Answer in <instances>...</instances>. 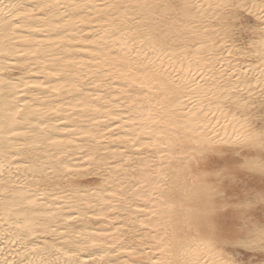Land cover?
Listing matches in <instances>:
<instances>
[{"label": "bare ground", "instance_id": "obj_1", "mask_svg": "<svg viewBox=\"0 0 264 264\" xmlns=\"http://www.w3.org/2000/svg\"><path fill=\"white\" fill-rule=\"evenodd\" d=\"M119 2L135 4L143 0H59L61 4H90L99 5L101 8L104 4ZM150 2L168 3L173 0ZM198 2L207 5L211 0ZM4 3H19L23 5V10H28L38 4H56L57 0H4ZM64 11L65 9L53 8L46 14V19L33 20L30 22L31 26L25 23L15 36H12L11 32L5 33L0 28V52H8L6 57L0 55V261L25 259V264H28V260L54 261L58 255L52 248L55 244L56 248L63 245L78 250L80 264H135L146 260L149 255H161L150 249L156 244V237L167 233V239L172 247L162 254L164 258L179 259L181 264L185 261L187 264H197V261L199 264H211V254L203 251V236L195 212L189 213L188 210L192 209V206L184 203V200L190 199L188 195L199 188L198 177L210 166L200 163L197 166L193 160L191 165L193 171L188 172L181 163L186 157L179 147L173 148L171 155L175 158L172 159L171 168H165V171L175 169L173 182L162 199L155 195L148 198L152 185L146 181L150 180L152 173L157 170L156 162L160 157L153 149H140L138 152L139 145L133 147L132 141L140 135L141 130L131 123H125L128 113L134 111L137 106L134 104L137 95H142L147 89L129 88L128 82L120 72L104 62L107 48H102L101 54L93 57L92 50L97 48L99 37L104 36L102 31H99V35L93 31L94 28L97 30L100 28L95 21L91 23L62 21L67 31L64 27L57 28L56 20L63 16ZM77 11L85 18L95 17L98 13L95 7ZM252 18L255 19L254 16ZM72 19L78 20L75 16ZM257 24L256 21L248 30L250 34L246 38H240L234 47L226 49L213 46L216 37L211 32L210 24L206 36L196 37L205 47L198 54L195 49H191L190 58L193 60L203 58L202 63L211 61L208 66L217 77L224 73L222 77L224 80L235 74L240 76L241 80H250L256 85L257 79L264 71V33L256 26ZM35 26H42L46 31L31 32V27ZM6 35L12 37L11 43H15L16 48L5 46L9 43L5 39ZM37 43L43 45L40 60L31 55L18 54V50L26 53L34 51L33 46ZM127 43L129 47L132 46L130 40ZM112 46V39L109 37L108 47ZM241 47L244 49L243 55L239 51ZM126 51L125 48L119 55L124 56ZM229 51L232 52L231 55ZM132 58H136L135 54ZM163 60L170 78L175 79L181 67L179 57L176 58L177 62L174 65L167 56H164ZM70 61L75 63H69ZM183 63L187 68L188 60ZM193 67L195 68L194 64ZM173 68L176 71H173ZM97 69L101 70L99 76L94 75ZM138 75L141 79L144 78L142 74ZM179 75L182 76L183 73L179 72ZM84 77L89 78L87 83ZM103 80L107 82L101 83ZM76 81L85 84L84 93L77 92L72 87ZM25 82H46L49 87L28 89L25 88ZM235 82L233 79L232 83ZM98 83L100 87L97 91L95 85ZM152 86L154 90L150 95L154 97L152 103L156 104L163 94L155 90L159 88L157 82L153 81ZM53 87L59 90L54 92ZM125 88H129L131 98L122 91ZM259 91V87H256L254 94H258ZM12 92L16 93L15 98L11 95ZM88 92L102 96L98 103L104 107H101L99 112H91L84 105H77V98ZM17 100L20 107L25 108V112L21 113L19 123H13L10 118L6 119L8 114L5 113L4 106ZM181 100L186 107L171 103L168 104V108L177 113L187 112L189 108L199 112L196 98H193V103H189L184 97H181ZM213 111L216 112L215 117L211 114ZM253 111L258 115V110ZM204 112L207 116L200 113L191 122L178 121V124L186 126L170 130L173 140L178 131L189 152L196 147L192 143L194 140L202 137L217 139L218 134L219 138L227 141L233 138L234 130L244 131L231 115L225 117L214 107L209 109L207 101L204 102ZM114 115L124 119L115 120ZM57 116L59 119H56ZM90 116H94L95 123L100 125L99 133L105 134L103 136L97 134L95 140L84 137L78 128L79 125L91 128L93 121L89 119ZM41 122L49 125V129L45 130L42 125L36 126ZM254 123L258 125V120ZM117 124H120L119 129L116 128ZM105 125L107 127H104ZM204 125L208 127L204 128ZM8 126L14 127L20 135L10 136ZM110 131L118 132L120 138L114 139L108 135ZM52 139L64 143L54 146L51 143ZM68 140H72L73 143H67ZM217 147L228 149L232 145L218 144ZM6 150L16 153L17 158L13 160L11 155H5ZM82 153H88L97 159L89 162L87 156ZM191 155L199 157L200 154L192 152ZM100 157L104 158L105 163H99ZM56 160L63 163L57 164ZM68 168L86 174L75 176L69 183V179L65 177ZM93 174L100 177L99 183L86 185L80 181L81 178ZM137 182L144 185L139 190L145 194V198L139 200L131 195L137 189ZM6 188L15 189L16 193H26L28 199L37 197L39 199L36 204L29 205L19 195L3 194ZM121 192L125 199H120ZM33 193L35 195H32ZM138 208L143 211H138ZM190 215L195 220H191ZM70 216L75 219H69ZM25 217L34 225L52 224L57 227V232L52 234L50 229L37 226L30 239L40 245L41 250L37 253L29 252L26 258L20 255L25 252V248L20 243H11V240L15 239V234L21 231L16 228V223L27 222ZM90 236H98L105 241L116 237L124 246L112 249L106 245L94 244L91 239H87ZM45 245L47 251L43 250ZM28 247L30 249L32 245ZM91 257H96V260L93 261Z\"/></svg>", "mask_w": 264, "mask_h": 264}, {"label": "snow or ice", "instance_id": "obj_2", "mask_svg": "<svg viewBox=\"0 0 264 264\" xmlns=\"http://www.w3.org/2000/svg\"><path fill=\"white\" fill-rule=\"evenodd\" d=\"M93 7L98 9L95 17L88 16L85 18L80 16L77 11V9H92ZM53 8L65 9L63 16L56 20V27H64L65 31L67 28L64 23H61L62 21L67 23H91L95 21L100 28L99 30L94 28L93 31H96L98 35L99 31H102L104 36L99 37L97 48L92 50L93 57L100 55L102 48H107V52L104 53L106 56L104 62L109 63L113 69L120 72L121 76L128 82L129 88L147 89V91H143L142 95H137V99L134 101L137 106L134 111L128 113L125 123H131L141 130L140 135L132 141L133 147L139 145L138 152L140 149H153L160 157L156 162L157 170L152 173V178L146 181L152 185L148 198L155 195L162 199L165 192L169 190L175 176V169L165 171V168H171L172 159L175 158L171 155L173 148L179 147L186 157V160H182L181 163L188 172L193 171L191 168L193 160L199 166L200 159L208 153L222 157L221 161L213 163L198 177L199 198L197 206L194 210H188L189 213L195 212L199 222L198 227L203 236V251L211 254V264H264V71L261 72L256 85H253L250 80H241V77L235 74H231L228 80H224L222 78L224 73H221V77H217L212 68L208 66L211 61L202 63L203 58L193 60L189 55L191 49H195L198 54L205 47L196 37L206 36L210 24L211 32L216 37L213 46H220L222 49L234 47L243 33L253 27L251 21L253 16L258 22L256 26L260 27L261 32L264 33V0H259V2L211 0L207 5L198 2V0L196 2L193 0L174 2L173 0V2L168 3L143 0V2L135 4L108 3L104 4L102 8L99 5L90 4H61L57 0L56 4H38L28 10H23V5L19 3H4V0H0V28L5 33L11 32L12 36H15L19 34V29L25 23L31 26L30 22L33 20L46 19V14L50 13ZM69 9L71 11H68ZM74 16L78 20L73 21ZM109 25L111 27H105ZM44 31L46 29L42 26L31 27V32L34 33ZM57 35L59 34L57 33ZM109 37L112 39V47H108ZM5 39L9 41L5 45L6 47H17L15 43H11L12 37L6 35ZM128 40L132 42L131 47L128 46ZM89 42L92 43L93 41ZM33 47L35 48L34 51L26 53L18 50V54L20 56L31 55L36 60H40L43 45L37 43ZM125 48L127 51L124 56H120L119 53ZM239 51L241 55L244 54L243 47ZM133 54L136 58H132ZM231 54L232 52L229 51V55ZM0 55L6 57L8 52H0ZM164 56H167L173 65L177 62L176 58L179 57L181 64L179 72L183 73L182 76L178 72L175 79L170 78L169 70L164 66ZM185 60H188L187 68L184 67L183 63ZM157 61H159V65H157ZM69 63H75V61ZM172 70L176 71L175 68ZM100 73L101 70L97 69L94 75L99 76ZM138 74H142L144 78L141 79ZM88 79V77H84L85 83L88 82ZM233 79L236 81L235 83H232ZM153 81L159 84V88L155 90L163 94L156 104L152 103L154 97L150 95L154 90ZM106 82V80L101 81V83ZM48 87L46 82H25V88L28 89ZM72 87L77 92H85V84L80 81L74 82ZM99 87V83L95 85L97 91ZM256 87L260 89L258 94H254ZM129 88L122 91L131 98ZM58 90L56 87L52 88L54 92ZM11 95L15 98L16 93L12 92ZM181 97L187 99L189 103H193V98H196L199 112L189 108L187 112L177 113L168 108V104L171 103L186 107L183 105ZM101 99V95L88 92L81 98H77V105H84L91 112H99L101 107H104L98 103ZM165 101L167 103H164ZM205 101H207L209 109L214 107L225 117L231 115L244 131L234 130L233 138L227 141L219 138L218 134L217 139L202 137L199 140H194L192 143L196 147L189 152L185 148L183 137L179 135L178 131L175 140H173L170 136V130L186 126L178 124V121L191 122L200 113L207 116V113L204 112ZM108 102L111 103L112 101ZM25 103L27 104V101ZM253 110H258V115ZM4 111L8 114L6 119L10 118L13 123H19L21 113L25 112V108L20 107L17 100L15 103H6ZM211 114L215 117L216 112L213 111ZM56 119L59 117L57 116ZM89 119L93 121L91 128L84 125L78 126L83 136L95 140L97 134L105 135L99 133L100 125L95 123V117L90 116ZM113 119L124 118L114 115ZM256 120H259L258 125L254 123ZM41 125L45 130L49 129V125L42 124V122L36 126L40 127ZM52 127L55 128L54 125ZM119 127L120 124H117L116 128L119 129ZM207 127L208 125H204V128ZM7 131L12 137L20 135L12 126H8ZM108 135L114 139L120 138L116 131H110ZM87 142L90 143V141ZM51 143L55 146L63 144L64 141L52 139ZM67 143L70 144L73 141L68 140ZM218 144H230L232 147L225 149L217 147ZM245 149L249 151H244ZM253 149L257 151H252ZM192 152L199 153V157L191 155ZM82 154L87 156L89 162L97 159L88 153ZM125 154L127 155V153ZM229 154L242 157L244 162L228 159ZM5 155H11L13 160L17 158L16 153L7 150ZM56 163L62 164L63 161L56 160ZM99 163H105L103 157L99 158ZM89 166L91 167V163ZM17 171H19V167H17ZM83 174L86 173L74 172L68 168L65 177L71 183L75 176ZM257 177L262 187L257 194L253 195L252 184ZM143 187V184L137 182V189L131 195L135 196L137 200L145 198V194L139 190ZM8 193L19 195L29 205L36 204L39 199V197L28 199L26 193H16L15 189H4L3 194L7 195ZM241 193L243 194L241 195ZM120 199H125L123 192L120 194ZM138 211H143V209L138 208ZM256 213H259L260 221L257 227H253L254 214ZM50 219H55V217H50ZM69 219H75V217L70 216ZM25 220L27 221L25 223H16V228L21 231L17 232L15 239L11 240L12 244L20 243L25 248V252L20 254L24 258L29 252L37 253L41 250V246L30 239L37 226L50 229L52 234L57 232V227L52 224L34 225L32 221L27 220V217ZM87 239H91L94 244L106 245L112 249L124 246L116 237L110 241H105L98 236H90ZM29 245H32L30 249ZM171 247L172 244L167 239V233L164 236H158L156 237V244L150 251L158 252L161 255H149L146 260L135 262V264H181L179 259L173 260L163 257L162 254ZM52 248L58 253L54 261L40 260L34 262L28 260V264H80L78 250L63 245L56 248L55 244L52 245ZM43 250H48L47 245ZM91 259L95 261L96 257H91ZM0 264H25V259L19 261L5 259L0 261ZM184 264L187 262L185 261Z\"/></svg>", "mask_w": 264, "mask_h": 264}, {"label": "rangeland", "instance_id": "obj_3", "mask_svg": "<svg viewBox=\"0 0 264 264\" xmlns=\"http://www.w3.org/2000/svg\"><path fill=\"white\" fill-rule=\"evenodd\" d=\"M251 21H252V25H255L256 24V21L254 18L251 17ZM250 32L247 31V32H244L243 35L240 37L241 39L242 38H246L247 35H249ZM258 124H259V120H258ZM245 151V150H244ZM257 151V150H256ZM223 158L218 156V155H214V154H211V153H208L204 158L200 159V164L202 165H207L208 167L211 166V164H213L214 162H219L221 161ZM228 159H231V160H240L241 163L244 162V159L242 157H236L232 154H229L228 156ZM214 161V162H213ZM207 162V163H206ZM210 163V164H209ZM80 181L83 183V184H97L99 183L101 180H100V177L99 176H95L94 174L93 175H88L84 178H81ZM261 187L262 185L260 184V181H259V178L257 177V179L253 182L252 184V188L254 189V191L252 192L253 195L257 194L260 190H261ZM197 189V190H196ZM195 191H192L190 193L189 198L188 200H184V203L187 204L188 203V206H192V209L196 206H197V200H198V193H199V188H196ZM243 193H241L242 195ZM230 211V210H229ZM194 213V212H192ZM191 213V214H192ZM195 215V213H194ZM255 215V219H254V222H253V227H257L259 225V221H260V215L259 213H256L254 214ZM192 216V215H190ZM196 216V215H195ZM194 216V217H195ZM193 216L190 218L191 220H195V219H192ZM197 221V220H196ZM199 223V222H197ZM258 255V253H257Z\"/></svg>", "mask_w": 264, "mask_h": 264}]
</instances>
